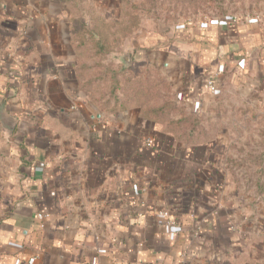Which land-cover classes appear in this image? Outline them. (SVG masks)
Instances as JSON below:
<instances>
[{"label": "crops", "instance_id": "obj_1", "mask_svg": "<svg viewBox=\"0 0 264 264\" xmlns=\"http://www.w3.org/2000/svg\"><path fill=\"white\" fill-rule=\"evenodd\" d=\"M141 5L0 0V264H264V203L242 200L210 144L183 145L129 94L100 92L108 77L86 88L97 44L71 32L72 19L95 32L108 67L127 52L159 69L179 102L212 80L264 114V20L158 22Z\"/></svg>", "mask_w": 264, "mask_h": 264}, {"label": "rangeland", "instance_id": "obj_2", "mask_svg": "<svg viewBox=\"0 0 264 264\" xmlns=\"http://www.w3.org/2000/svg\"><path fill=\"white\" fill-rule=\"evenodd\" d=\"M139 1L141 14L154 20L227 13L264 20V0ZM129 67L114 75L117 85L113 92L129 93L133 104L160 108L161 130L170 131L177 142L187 146L210 144L213 154L224 160L227 171L234 173L242 200L264 203V114L258 107L230 85L221 92H206L196 104L179 102L168 77L159 69L150 65ZM98 90L110 93L111 85L99 86Z\"/></svg>", "mask_w": 264, "mask_h": 264}, {"label": "trees", "instance_id": "obj_3", "mask_svg": "<svg viewBox=\"0 0 264 264\" xmlns=\"http://www.w3.org/2000/svg\"><path fill=\"white\" fill-rule=\"evenodd\" d=\"M70 0H64V2L68 3ZM127 24L129 25V28H131L132 26L135 27V25L137 24L136 18L130 16V19L127 20ZM71 32H74V39L79 41V45H87V44H95L97 47V53L95 54L96 57L98 58V63L97 65L100 66L101 68H98L96 71V76L95 78H91L90 80H88L84 86L86 88H93V83L97 81V84L99 83H105V79H109L110 81V85H111V97L113 92V87L114 85L116 86L117 84H114V75L121 73L123 70L127 71L126 69H123V67L121 65H117L115 67H108L104 64H101L99 60H102L104 53H103V47L101 44V51H100V43L98 40L95 39V37H93V35H97L95 32H90L86 26L85 23L82 21H76L75 19L71 20ZM88 33V36L86 37V34ZM124 35L131 33V32H121ZM85 42H88L87 44H84ZM99 42V43H98ZM94 54V53H93ZM99 88V86H98ZM100 91V90H99ZM120 92H124V91H120ZM125 94H129L124 92ZM130 95V94H129ZM114 99L115 102H117L116 96L112 97ZM160 111V108L154 109V107H149L148 105H143L142 107V112H143V117L145 119H148L149 121H152L154 123L160 124V116H158V113ZM162 132L172 136L174 138V136L171 134L170 131H166V130H162Z\"/></svg>", "mask_w": 264, "mask_h": 264}, {"label": "built area", "instance_id": "obj_4", "mask_svg": "<svg viewBox=\"0 0 264 264\" xmlns=\"http://www.w3.org/2000/svg\"><path fill=\"white\" fill-rule=\"evenodd\" d=\"M244 18H249V17H244ZM256 18H258V17H256ZM206 89H207V92H209V93H212L215 91V85H214L212 80H207ZM145 143H146V145H151V144H153V140L146 138ZM162 214L167 215V212H162Z\"/></svg>", "mask_w": 264, "mask_h": 264}, {"label": "water", "instance_id": "obj_5", "mask_svg": "<svg viewBox=\"0 0 264 264\" xmlns=\"http://www.w3.org/2000/svg\"><path fill=\"white\" fill-rule=\"evenodd\" d=\"M119 62L122 64L123 67L127 68L130 65V54L127 52H123L119 56Z\"/></svg>", "mask_w": 264, "mask_h": 264}]
</instances>
